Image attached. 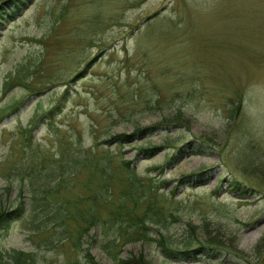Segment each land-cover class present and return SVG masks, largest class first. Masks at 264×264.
<instances>
[{"label":"rangeland","instance_id":"obj_1","mask_svg":"<svg viewBox=\"0 0 264 264\" xmlns=\"http://www.w3.org/2000/svg\"><path fill=\"white\" fill-rule=\"evenodd\" d=\"M5 1L0 216L23 209L0 240V264L15 251L28 264H87L84 249L94 264H264V0ZM92 160L108 165L113 193ZM129 161L172 193L146 226L153 240L106 252L115 227H97L75 249L70 214L89 212L95 194L116 203ZM47 176L71 185L47 195ZM38 201L48 215L36 229Z\"/></svg>","mask_w":264,"mask_h":264},{"label":"trees","instance_id":"obj_2","mask_svg":"<svg viewBox=\"0 0 264 264\" xmlns=\"http://www.w3.org/2000/svg\"><path fill=\"white\" fill-rule=\"evenodd\" d=\"M148 152V151H147ZM130 162H127L125 165V171L127 175V179L124 183H128L127 185L129 186L128 188V194L125 193L123 195V199H125V197H130L133 204L135 205L136 209L135 211H131V210H127L125 209V204L124 203H120L118 205L115 206V208H113V213H112V218L115 219L116 221V225H121L122 227L125 225H129L132 224L129 222V218L133 219L134 224L138 227L139 225L137 223H142L141 227V231H139L140 234V239H147L149 237V233L145 232V223L149 222L150 220V216H154L155 218H157V213L154 212L155 208L157 209V201L159 199V192H160V185L161 183H159V180H154V179H148V178H143L141 176H139L133 169H130ZM105 175L108 178L111 177L112 173L110 170H108L107 168L104 170ZM192 177H184L182 179V182L191 180ZM108 184H106L105 186L108 189ZM236 188H238V184L234 185ZM109 191H112V188L109 187ZM172 195V194H171ZM99 194H95L93 197V205L90 208V214L87 218H83L79 220V224H83V225H87V228H83L81 229L82 231L79 233L80 234V242L82 243L83 237L86 236V231L87 229H89L90 227L97 225V223L100 222V219L98 218L100 216V213H98V208L97 206H101L98 203L101 202V198L99 197ZM108 197V201H107V205H113L116 204L113 202V195L110 194ZM162 197L167 200L168 198L166 197L165 193H162ZM44 207V208H43ZM47 207L46 205H43L42 202L38 201V205L36 206V210H33L36 212L35 216L32 217L34 219H36V221L38 219H41L42 217H40L41 214L47 212ZM42 208V210H41ZM140 208H144V215H142L144 217V220H139L138 222H135L136 219H134L132 216L134 215L133 213L135 212V217H137L138 212L140 210ZM139 209V210H138ZM21 210V209H19ZM18 210V211H19ZM142 210V209H141ZM6 211H1V213H3L0 216V239L3 238L6 233L9 231L10 226L13 222V220H15V216L14 214L16 213V211L14 212H10L8 214L4 213ZM73 216V215H72ZM31 218V217H30ZM31 218V220H33ZM82 218V217H81ZM86 220V221H85ZM88 220V221H87ZM162 225L166 222V219H158ZM88 223V224H87ZM27 256L24 253H20L19 254V258L17 257H13V264H27L26 262H24V260H26L24 258Z\"/></svg>","mask_w":264,"mask_h":264}]
</instances>
